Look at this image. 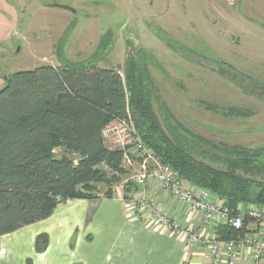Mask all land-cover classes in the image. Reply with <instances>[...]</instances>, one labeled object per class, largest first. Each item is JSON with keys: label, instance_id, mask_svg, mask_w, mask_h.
I'll use <instances>...</instances> for the list:
<instances>
[{"label": "rangeland", "instance_id": "rangeland-1", "mask_svg": "<svg viewBox=\"0 0 264 264\" xmlns=\"http://www.w3.org/2000/svg\"><path fill=\"white\" fill-rule=\"evenodd\" d=\"M135 62L153 81L167 132L179 123L215 142L264 146V0H0V89L11 73L42 65L124 77ZM230 108L246 114L220 113ZM138 166L120 162L125 174L95 192L123 193Z\"/></svg>", "mask_w": 264, "mask_h": 264}, {"label": "trees", "instance_id": "trees-1", "mask_svg": "<svg viewBox=\"0 0 264 264\" xmlns=\"http://www.w3.org/2000/svg\"><path fill=\"white\" fill-rule=\"evenodd\" d=\"M124 74L42 65L7 77L0 89V235L48 217L59 202L99 197L97 183L119 181L122 151L104 145L102 130L125 119L127 109L145 146L183 183L221 199L231 214L242 204L264 207V146L215 142L179 123V130L167 132L152 108L155 86L145 65L125 64ZM220 113L246 114L234 108ZM136 187L126 185L124 199ZM112 194L107 189L103 196ZM246 219L240 229L224 222L217 238L240 239ZM47 239L36 237L37 252Z\"/></svg>", "mask_w": 264, "mask_h": 264}, {"label": "crops", "instance_id": "crops-1", "mask_svg": "<svg viewBox=\"0 0 264 264\" xmlns=\"http://www.w3.org/2000/svg\"><path fill=\"white\" fill-rule=\"evenodd\" d=\"M138 195L134 192L124 199L122 192H114L111 197L59 202L48 217L0 235V264H208L209 248L204 240L217 237L223 220L214 216L210 222L202 221L187 202L149 180L144 192L146 202L178 227L175 231L162 230L155 215L144 208L139 220H133ZM244 207L242 204L240 209ZM258 227L257 222L247 218L244 235H254ZM188 229L199 236L198 242L192 243ZM39 234L48 238L42 252L35 250ZM236 248L235 264H250L253 248ZM223 259L222 255L218 264H223ZM258 264H264V260Z\"/></svg>", "mask_w": 264, "mask_h": 264}, {"label": "built area", "instance_id": "built-area-1", "mask_svg": "<svg viewBox=\"0 0 264 264\" xmlns=\"http://www.w3.org/2000/svg\"><path fill=\"white\" fill-rule=\"evenodd\" d=\"M125 119L115 120L102 130V136L108 140H114L118 144V149L122 151L121 162L131 167L134 159L139 161L138 171L130 178L136 184L139 192L140 205L134 207L133 220L138 221L141 215V209H146L155 215L157 225L163 230H178L177 224L172 222L156 206H153L145 200V186L149 180L155 181L159 186L172 197L187 202L190 208L200 214L204 222H210L214 216L235 229H240L243 225V219H252L259 224L256 233L251 236L243 235L240 239L221 240L216 236L204 240L209 248L208 264H218V261L224 256L223 264H235L238 246L245 245L253 248L251 263L258 264L264 260V207L255 204H247L237 213L231 214L229 208L224 205L221 199L215 197L207 191L195 188L191 185L183 187L182 181L177 177L169 166L162 164L145 146L140 137L137 135L129 110H126ZM118 124L120 128H118ZM130 147L132 151L129 150ZM134 154V157H132ZM116 192H122L116 190ZM192 243L200 240L199 236L190 233ZM184 232V231H181ZM203 242V243H204Z\"/></svg>", "mask_w": 264, "mask_h": 264}, {"label": "water", "instance_id": "water-1", "mask_svg": "<svg viewBox=\"0 0 264 264\" xmlns=\"http://www.w3.org/2000/svg\"><path fill=\"white\" fill-rule=\"evenodd\" d=\"M62 7L67 8V9H70V10H73V9H71V8L68 7V6H62ZM159 36H161V33L159 34Z\"/></svg>", "mask_w": 264, "mask_h": 264}, {"label": "flooded vegetation", "instance_id": "flooded-vegetation-1", "mask_svg": "<svg viewBox=\"0 0 264 264\" xmlns=\"http://www.w3.org/2000/svg\"><path fill=\"white\" fill-rule=\"evenodd\" d=\"M225 2V0H223Z\"/></svg>", "mask_w": 264, "mask_h": 264}]
</instances>
